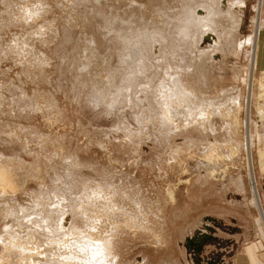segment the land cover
Returning <instances> with one entry per match:
<instances>
[{"label":"rangeland","instance_id":"1","mask_svg":"<svg viewBox=\"0 0 264 264\" xmlns=\"http://www.w3.org/2000/svg\"><path fill=\"white\" fill-rule=\"evenodd\" d=\"M261 152L264 0H0L1 264L89 238L110 264H264Z\"/></svg>","mask_w":264,"mask_h":264},{"label":"bare ground","instance_id":"2","mask_svg":"<svg viewBox=\"0 0 264 264\" xmlns=\"http://www.w3.org/2000/svg\"><path fill=\"white\" fill-rule=\"evenodd\" d=\"M191 12V11H190ZM232 14V13H231ZM211 16H215L214 14H212ZM194 20V19H193ZM210 19H208L207 20V24L205 23L204 24V26H207L209 23H211V20L209 21ZM189 21H190V19H189ZM191 22H193V21H191ZM196 24H197V26H199L201 23L200 22H197V21H194ZM159 23V22H158ZM203 23V22H202ZM193 24V23H192ZM209 26H210V24H209ZM141 28V27H140ZM206 32H207V30L206 31H204V33L206 34ZM199 33V32H198ZM203 33V34H204ZM81 46V45H80ZM174 52V51H173ZM175 53V52H174ZM206 53H208V52H206ZM204 54V53H203ZM155 55V54H154ZM190 55V54H189ZM253 55V54H252ZM175 55H173V53L172 54H170L169 52H165L164 53V56H163V58H162V60H161V62H157V63H155L157 66H159V65H161V64H163V67L162 66H159V67H162V69L159 71V67H151V70L153 69L154 70V68L156 69H158V72H160V73H158L163 79H160V83L162 82L163 83V81H161V80H164V82L166 83V84H168V85H170V88L172 89L173 88V86L172 85H175V86H178V90H180V91H178L177 90V88L176 87H174V88H176V89H173V90H177L178 92H180L181 94V97H182V93H183V91L181 90V87H180V81H178V75H179V77L181 78L182 76L179 74V72H178V74H177V71H179L180 70V68L176 65V64H174V60H176V59H174L173 60V57H174ZM178 56V55H177ZM206 56V55H205ZM89 57H91V56H89ZM141 57H143V56H141ZM197 57H198V55H197ZM177 58V57H176ZM195 58V57H194ZM134 59V58H133ZM41 60V59H40ZM123 60V59H122ZM180 60V59H179ZM252 62H253V60H252ZM181 63V62H180ZM147 64V66L149 65L150 66V63L148 64V63H146ZM146 64H145V62H142V61H139L138 62V64H137V66H135V71L138 73V71H139V73H142V72H144L143 70H142V68H144V69H146ZM154 64V65H155ZM155 65V66H156ZM78 67V66H77ZM79 67H80V65H79ZM78 67V68H79ZM141 68V69H140ZM149 68V67H148ZM147 68V69H148ZM184 68V67H183ZM81 69L83 70V67H81ZM147 69H146V71L145 72H147ZM78 71H82V70H79V69H77ZM152 70V71H153ZM182 71V70H181ZM185 71V70H184ZM148 72L150 73V71H149V69H148ZM157 71H155V73H156ZM183 72V71H182ZM189 72V71H188ZM187 72V73H188ZM86 73V72H85ZM113 73V72H112ZM181 73V72H180ZM184 73V72H183ZM152 74V73H151ZM158 74H157V77H153V75H154V73H153V75H152V77H150L149 78V80L147 79V82H145V86L147 87V84L146 83H148V82H150V80L151 79H154L153 81L154 82H156L157 80H159V77H158ZM176 74H177V76H176ZM112 75V74H111ZM115 75H116V73H115ZM131 75V74H130ZM140 75V74H139ZM138 75V76H139ZM156 75V74H155ZM141 76V75H140ZM151 76V75H150ZM111 77H113V76H111ZM116 77V76H115ZM127 77V76H126ZM104 78V77H103ZM136 78V77H135ZM155 78H158V79H156L155 80ZM98 79V78H97ZM129 79V78H128ZM132 79V78H131ZM113 80V79H112ZM115 80V79H114ZM179 80H181V79H179ZM110 81V80H109ZM133 81V80H132ZM131 81V82H132ZM153 81L151 80V82H152V84H153ZM111 82V81H110ZM114 81H112V83H113ZM250 82V81H249ZM165 83H163V86H164V84ZM152 84H149L148 83V86H149V88H151V91H152V87L154 86H157V85H152ZM156 84H157V82H156ZM150 85H152V87H150ZM158 85H159V81H158ZM111 86V85H110ZM112 86H114L113 84H112ZM143 86V85H142ZM163 86H161V87H163ZM166 87H167V85H165ZM164 86V87H165ZM146 87H143V88H146ZM161 87H158V89L157 90H159V88L161 89ZM163 87V88H164ZM169 87V86H168ZM168 87H167V90H168ZM106 88V87H105ZM107 88H111V87H107ZM148 88V87H147ZM146 88V89H147ZM169 88V90H170V94H171V91H173V90H171ZM113 89V88H112ZM116 89V90H115ZM115 89H113V90H115V91H117V88H115ZM141 89V88H140ZM166 89V88H165ZM165 89H162V91L163 90H165ZM111 90V89H110ZM119 90V89H118ZM154 90V89H153ZM105 92H108V91H106V90H104ZM127 91V90H126ZM146 90L144 89V92H145ZM155 91H156V89H155ZM154 91V92H155ZM161 91V92H162ZM119 92V91H118ZM141 92V91H140ZM148 92H150V90L148 91ZM157 92V91H156ZM159 92H160V90H159ZM168 94V96H169V92L168 91H166ZM177 92V93H178ZM163 94H164V92H162ZM173 93V92H172ZM176 92H174V94H175ZM107 94V93H106ZM123 94V93H122ZM142 94H144V93H142ZM141 94V95H142ZM146 94H148L147 92H146ZM150 94V93H149ZM152 94H154V93H152ZM158 92H157V95H155L156 97L158 96ZM161 94V93H160ZM160 94H159V96H160ZM170 95L171 96V99L170 100H172L173 98V96L174 97H178L177 95L175 96V95ZM185 94V93H184ZM105 95V94H104ZM145 95V94H144ZM144 95H143V97H144ZM108 96V95H107ZM148 96V95H147ZM147 96L146 97H144L145 98V101H146V99H147ZM153 96V95H152ZM159 96L157 97V98H159ZM166 95H164L163 97H165ZM169 96V97H170ZM149 97H151V95L149 96ZM156 97H155V99H156ZM180 97V96H179ZM259 97H261V96H259ZM139 98V97H138ZM137 98V99H138ZM153 98V97H152ZM160 98H162V96H160ZM165 98H167V97H165ZM165 98H162V99H165ZM136 99V98H135ZM149 99V98H148ZM178 99V98H177ZM177 99H175L174 101H173V104L174 103H177ZM180 99V98H179ZM179 99H178V101H179ZM131 100V99H130ZM139 100V99H138ZM159 100V99H158ZM166 100V99H165ZM165 100H163L164 102H170V100H168L167 99V101H165ZM182 100V99H181ZM180 100V101H181ZM141 101V100H140ZM143 101V100H142ZM149 102L147 103V101H146V103L148 104H146L147 105V107H148V109L150 108V109H152L156 104H154L153 103V99H152V107L149 105V103H150V101H151V99L150 100H148ZM156 101V100H155ZM172 101H171V103H172ZM188 100L186 99V101H185V99L184 100H182V102H183V104H182V102L181 103H178L177 104V106L179 105V104H181L180 106H178L177 108H176V105H175V107H173V109H172V107L169 109V111H168V113L166 114V115H171V116H173L174 118H178L179 119V117H185L184 115H185V113H187V112H190V110H193V109H190V106H189V102H187ZM190 101H191V99H190ZM193 101H194V99H193ZM204 101H206V100H204ZM204 101H202V99L200 100V101H198V102H200V106L202 105V104H205L204 103ZM132 102V101H131ZM159 102V101H158ZM129 103V102H128ZM135 104H136V102H134ZM140 103V102H139ZM171 103H167V104H170L171 105ZM194 103V102H193ZM159 104L160 105H162L163 103H160L159 102ZM159 104H158V107H160L159 106ZM207 104V103H206ZM127 105H129V104H127ZM164 105V104H163ZM170 105L168 106V107H170ZM130 106V105H129ZM142 106V105H141ZM150 106V107H149ZM166 105H164V106H162V107H165ZM166 106V107H167ZM172 106H174V105H172ZM195 106V105H194ZM199 106V105H198ZM199 106V107H200ZM204 106L205 105H203V106H201V108L203 107L204 108ZM135 107V106H134ZM168 107L166 108V110H168ZM207 107V106H206ZM209 107V106H208ZM156 108V107H155ZM198 108V107H197ZM149 109V110H150ZM160 109H163V108H161L160 107ZM190 109V110H189ZM200 109V108H199ZM198 109V110H199ZM146 111H147V109H145ZM145 110H144V112H145ZM148 110V111H149ZM152 110H154V109H152ZM158 111H160V110H158ZM163 111V110H162ZM161 112V111H160ZM164 112V111H163ZM198 112V111H197ZM200 112V111H199ZM149 113V112H148ZM147 113V114H148ZM152 113V112H151ZM149 114V115H151V118H152V114ZM154 113H155V111H154ZM160 114V113H159ZM211 114V113H210ZM149 115H146V116H149ZM153 116H155V114H153ZM160 116L162 117V116H164L163 114L162 115H159V118H160ZM186 116H188V114H186ZM121 118V117H120ZM155 118H156V116H155ZM158 118V119H159ZM167 118V117H166ZM143 119V118H142ZM160 119H163V118H160ZM159 119V120H160ZM165 119V118H164ZM163 119V120H164ZM148 120V119H147ZM152 120V119H151ZM167 121H168V119H166ZM181 120H182V118H181ZM180 120V121H181ZM165 121V120H164ZM174 121H175V119H174ZM198 121V120H197ZM196 121V122H197ZM172 122V121H171ZM171 122H170V124H171ZM199 122V121H198ZM146 123V122H145ZM179 123V122H178ZM167 124V123H166ZM184 125V124H183ZM123 126V125H122ZM164 126V125H163ZM175 126V125H174ZM186 126V125H185ZM172 128V127H171ZM158 129V128H157ZM167 129V128H166ZM184 129V128H183ZM169 130V129H168ZM126 134V133H125ZM206 154V153H205ZM206 156V155H205ZM251 159V158H250ZM248 161H249V158H248ZM260 161H261V171L263 172L264 171V152H261V154H260ZM250 161L248 162V167H249V172H250V179H249V184H250V188H251V192H252V196H253V198H252V201H253V204L257 207V208H259V202H258V197H257V194H256V190H255V185H254V181H253V175H252V170H251V168H250ZM74 164V163H73ZM7 175H5V173L3 172V170L2 169H0V185H4L6 182H7V177H6ZM8 181H9V179H8ZM12 181H13V179H12ZM10 182V181H9ZM8 183V182H7ZM6 183V184H7ZM7 185H9V184H7ZM11 185V184H10ZM9 188V187H8ZM5 193V192H4ZM3 194V193H2ZM2 197V196H1ZM95 209V208H94ZM113 210V209H112ZM114 213V212H113ZM62 214V213H61ZM260 214H262L261 213V211H260ZM43 220V219H42ZM263 226H264V221H263ZM62 229V228H61ZM27 234H28V232H27ZM73 235V234H72ZM92 235V234H91ZM14 236V235H13ZM93 236H94V234H93ZM31 237V236H30ZM87 238V237H86ZM100 238V237H99ZM90 239H91V241H92V238H89V241L87 242V240L86 239H83V242L81 241V239H79L82 243H78L79 245H77V246H74V247H72L73 249H71V247L69 248V249H71L72 251H70V250H68L69 251V253H72L73 251V253H72V255H74L75 256V261L77 262V264H110L109 262H106L107 260H109L108 258V256L110 255V253H108L107 254V252H109V245H110V242H109V245L107 244V241H105V240H101V241H95L94 242V240H93V242H91V243H89L90 242ZM94 239V238H93ZM101 239V238H100ZM34 240V239H33ZM75 240V239H74ZM73 240V241H74ZM86 240V242H84ZM110 240V239H109ZM28 241V240H27ZM42 242V241H41ZM76 242V241H75ZM1 243V242H0ZM36 243V242H35ZM43 243V242H42ZM20 244V243H19ZM29 244V243H28ZM38 244V243H37ZM48 244V243H47ZM56 244V243H55ZM66 244V243H65ZM11 245V244H10ZM22 245V244H21ZM21 245L19 246L20 247V249L22 248V247H24V246H22L21 247ZM23 245H24V243H23ZM27 245V244H26ZM35 245V244H34ZM52 245V244H51ZM50 245V246H51ZM70 245V244H69ZM71 245H73V244H71ZM2 246V245H1ZM33 246V245H32ZM38 246V245H37ZM41 246V245H40ZM38 247L37 248V250L39 249V252L40 253H38L40 256H41V253H42V255L45 257V258H47V257H50L51 256V260H52V256H53V259H54V256H59L60 258L59 259H56L57 260V262L59 263V262H61V261H67V260H65V258H62V254H61V252H62V250L61 249H57V248H55V247H53V248H51V249H49L50 250V252H49V250H47V252H46V249H48V248H44L45 250H43L41 247ZM42 246L44 247V245L42 244ZM112 246V245H111ZM9 247H11V246H9ZM46 247H48V245L46 246ZM65 247V246H64ZM34 248V247H33ZM36 248V247H35ZM50 248V247H49ZM14 249V248H13ZM53 249V250H52ZM2 250V249H1ZM12 250V249H11ZM22 251H23V249H21ZM31 251V250H30ZM112 252H113V250H111ZM4 252H5V250H4ZM19 252V251H18ZM21 252V251H20ZM3 253V252H2ZM17 253V252H16ZM14 254V253H13ZM18 254V253H17ZM66 254V253H65ZM106 254L108 255V256H106ZM8 255V254H7ZM27 255V254H26ZM46 255H48L47 257H46ZM113 255V254H112ZM5 256V255H4ZM8 256H10V255H8ZM23 256V255H22ZM21 256V257H22ZM25 256V255H24ZM64 256V255H63ZM7 257V256H6ZM42 257V256H41ZM41 257H39V258H41ZM44 257H42V259L44 258ZM106 257H108L107 258V260H106ZM116 257V256H115ZM3 258V257H2ZM35 258H37V257H35ZM55 258H58V257H55ZM72 258V257H71ZM113 258V257H112ZM114 259V258H113ZM5 260H6V258H5ZM30 260V259H29ZM34 260V259H33ZM69 260V259H68ZM73 260V259H72ZM1 262H2V259L0 260ZM35 261V260H34ZM43 261H45V260H43ZM1 262H0V264H1ZM32 262V261H31ZM53 261H50V258H49V263H51V264H53L52 263ZM113 262H115L114 260H113ZM34 263V262H33ZM38 263V262H37ZM40 264H41V262H39ZM34 264H36V263H34ZM42 264H48V262H45V263H43L42 262ZM113 264V263H112Z\"/></svg>","mask_w":264,"mask_h":264},{"label":"water","instance_id":"3","mask_svg":"<svg viewBox=\"0 0 264 264\" xmlns=\"http://www.w3.org/2000/svg\"><path fill=\"white\" fill-rule=\"evenodd\" d=\"M189 244H190V246L195 247V249H197V250H199V248H200V244H199V243L194 244V243H192V242H189Z\"/></svg>","mask_w":264,"mask_h":264}]
</instances>
